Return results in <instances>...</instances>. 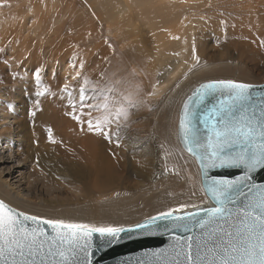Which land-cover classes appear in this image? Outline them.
Wrapping results in <instances>:
<instances>
[{
    "label": "rangeland",
    "instance_id": "rangeland-1",
    "mask_svg": "<svg viewBox=\"0 0 264 264\" xmlns=\"http://www.w3.org/2000/svg\"><path fill=\"white\" fill-rule=\"evenodd\" d=\"M72 2L75 19L88 21V27L94 22L88 28V48L80 56L72 52L53 68L33 67L28 60L38 54L23 56L19 61L26 63L18 64L15 55L23 48H12L15 43L9 35L16 23L8 21L16 8L6 12L8 20L0 19V92L8 96H0V111L6 117L0 120V178L20 192L23 200L14 202L3 187L0 199L35 216L122 226L155 215L159 210L150 208L151 201L162 192L172 201L194 198L197 192L202 199L200 184L193 192L185 188L191 176L183 170L191 167L187 160L180 162L184 167L171 162L157 171L146 153L155 150L162 156L169 150L168 142L180 149L178 108L191 87L213 79L264 82V0H171L174 9L169 22L159 12L161 0H149L130 7L135 19L130 28L138 29L136 35L131 29L129 35L112 29L110 22L93 17L99 0ZM147 22L167 44L179 47L163 54L157 63L164 68L167 61L179 60L170 86L159 95L152 91L153 82L162 76L160 70L158 74L153 71L155 63H150L154 39ZM132 47L139 50L138 58L132 56ZM206 68L213 69L210 75L193 83L197 72ZM37 70L40 76L34 77ZM86 80L91 83L85 85ZM120 108L127 109V116L118 121V143L116 136L108 139L102 132L89 130L87 121L95 125L113 113L104 131L116 132L115 111ZM72 114L80 115L83 123L78 124ZM49 129L54 143L49 140ZM172 163L170 169L175 172L167 176L165 168ZM83 213H89L92 221L65 216Z\"/></svg>",
    "mask_w": 264,
    "mask_h": 264
},
{
    "label": "snow or ice",
    "instance_id": "snow-or-ice-1",
    "mask_svg": "<svg viewBox=\"0 0 264 264\" xmlns=\"http://www.w3.org/2000/svg\"><path fill=\"white\" fill-rule=\"evenodd\" d=\"M33 75L38 76L39 70ZM90 83L85 81V85ZM253 87L232 79L209 80L183 102L179 136L203 176L208 177L211 168L243 169L242 175L232 179L213 176L201 181L213 206L181 203L126 228L28 215L0 200V264H74L80 253L86 260L77 264H90L94 235L103 247L134 230L154 232L162 221L189 234H174L179 242L174 246L176 264H264V185L251 182V173L264 168V96H256ZM210 100L215 102L206 103ZM126 116V108L115 111L116 132L104 131L113 113L105 121L96 120L93 125L89 120L87 124L89 130L102 132L108 139L116 136L118 143V121ZM71 118L83 123L80 115ZM49 140L55 142L51 129ZM28 221L34 226H28ZM165 230L170 229L166 226Z\"/></svg>",
    "mask_w": 264,
    "mask_h": 264
},
{
    "label": "bare ground",
    "instance_id": "bare-ground-1",
    "mask_svg": "<svg viewBox=\"0 0 264 264\" xmlns=\"http://www.w3.org/2000/svg\"><path fill=\"white\" fill-rule=\"evenodd\" d=\"M68 1L69 0H0V19L5 17V20L6 19L8 20V17H9V20H8L9 22L11 21L12 23L14 22L16 23L15 24L16 27L13 28V34L11 33L9 37L11 36V39H12L11 43L12 44L15 43L12 46V48L14 47L16 48L17 45L21 46L20 48H23L19 51L17 55H15V58L18 61V64L20 63L24 65L26 63V62H23V60H21V62L19 61V59H22L23 56L29 57L28 55L36 56L38 54V56L35 59L28 60V62L30 61V64L33 67L41 66L42 70L46 67L47 69L48 67L53 68L57 66L58 64H63V61H65L69 57L67 55L71 54L72 52L75 53L74 54L75 56H80L82 53H84L87 50L88 48V28H91L94 22H92L88 27V21L87 23H85V21L82 22V21H79L78 19H75L73 10L70 11L71 9H73L72 5L74 4V2H72L71 0V3L67 4ZM148 1L149 0H99L97 4L98 10L94 12L95 15L93 17H96L97 20H101L103 22L106 21L108 24L110 22L112 29H116L117 31H122L123 33H126L127 35L130 34V29H131V32L134 31L136 35L138 34V29L130 28V25H132L135 22V19L130 11V7L139 6L140 4H143L144 2H148ZM2 3H5V4H2ZM21 4H24V7L20 8ZM157 6H158V9H159V12L161 14L163 21L169 22L173 18L172 10L174 9V6L172 5L171 0H161V2H158ZM11 8H12V11L14 10L13 8H16V11L14 10L10 16L6 17L7 14L8 15L10 14V13L6 14V12L9 11ZM71 17H74L73 18L74 24L72 25V27L69 28L70 30L69 29L66 30L67 28L65 29V27L67 23L70 22ZM81 17L83 18V16ZM123 18H124V21H123ZM3 23L6 24L7 22L6 23L3 22ZM135 26H136V23H135ZM146 26L154 39L152 41L153 49H152V52L150 53L151 54L150 63L151 64L155 63L153 66L154 67L153 71L157 72L158 74L160 70L161 73L160 72L159 73H160V76H162L161 77L162 79L160 81H154L152 85L153 94L159 95V94H162L170 86L173 77H175V73H177L176 69L179 66V60L172 59L170 61H167V64L164 66V68L158 67L157 63L158 62L160 63V58L163 54L165 55L172 54L174 51L179 49V47H176L174 43L167 44L166 41L163 39L161 32L156 30L154 25L147 22ZM124 27L125 28L127 27V29L124 30ZM19 36H21V38L24 40V41L22 40V42H20L21 40H19L20 44H18L19 42L16 41ZM34 39H36L37 42ZM137 39H138V35H137ZM31 41H33L34 43H31ZM139 44L137 45L138 46L137 48H139L141 52L142 47ZM19 46H17V48H19ZM137 48L135 49L133 48V50H131L132 56L135 58H138L137 55H139L138 54L139 50H137ZM147 56L149 55L147 54ZM45 58L48 60V63L43 64L45 62L44 61ZM210 70H213V69L206 68L204 71L199 70L197 72L199 74H197V76H195V78L192 79V82L194 83V82L199 81L200 79L207 78L211 73ZM44 72L45 71H43V73ZM200 83L196 85H199ZM195 86L190 88L186 96L183 98L182 102H180V105L178 108V116H179V113H180V110L182 108L185 98ZM0 96L4 98H8V96H6V94L3 92H0ZM5 118L6 117L4 116V112L0 111V120L5 119ZM177 120H178V117H177ZM176 136H177L178 144L180 145L177 133H176ZM86 142L88 144V140ZM168 144L169 142L166 143L165 145H166V148H168L169 150L162 153V156H159L158 154H156L155 150L153 151L147 150V153L145 152L146 155H150L148 160L153 162L157 171L159 170L158 169L159 166L169 164L171 162L180 163L184 159L187 160V162L190 164L191 167L189 169L184 168L183 170H187V173L190 174L191 176L190 177L187 176L186 172L181 170L187 176L185 188H188L191 192H193L196 189H198L197 185L200 184V188L203 193V198L200 199L202 195L197 192L198 196L194 198H188V199L186 198L185 200L176 199L172 201L168 193L162 192L161 194H158L157 197L151 201L150 208L158 209L160 211V209L164 210L168 207H175L181 203H188L190 205H196V206L207 205L208 201L201 187L200 172H199V168H198L195 158L191 156L190 154L186 156L180 150L182 149L185 153H187L181 147V145H180V149L177 150V149H174L170 144L169 145ZM174 163L169 165L168 171L166 172L167 176L170 173L175 172L170 169L172 168L171 166ZM180 164L181 166L184 167L183 163H180ZM0 187H3V189L5 190V195L9 196L10 199H12L14 202L23 200V198L19 194L20 192L13 190V188L11 189L10 186L8 185V182H5L1 178H0ZM65 216L74 218V219H77V218L85 219V220H88V222L92 221V218L90 217L89 213L65 214ZM121 217L122 216H119L117 218H111V219L115 220ZM127 217H134V214H132L131 216H127Z\"/></svg>",
    "mask_w": 264,
    "mask_h": 264
},
{
    "label": "water",
    "instance_id": "water-1",
    "mask_svg": "<svg viewBox=\"0 0 264 264\" xmlns=\"http://www.w3.org/2000/svg\"><path fill=\"white\" fill-rule=\"evenodd\" d=\"M239 82H242V81H239ZM201 83H204V82H201ZM244 83H248V82H244ZM248 84H251L254 86L252 91L256 96H264V82L260 84H253V83H248ZM199 85H196L190 91L187 97L191 95L192 92L197 87H199ZM187 97L185 98V100L187 99ZM214 102H215L214 100L206 101V103H214ZM178 121H179V116H178ZM177 134H178L180 145L185 150L181 142L180 136H179L178 123H177ZM196 163L198 165L199 172H200V182L202 180L211 178L213 176L226 177V178L232 179V178H235L243 174V169L233 168V167H223V168L208 169V177H204L200 170L199 163L197 161ZM251 178H252L251 182L253 184L264 185V168L257 169L254 172H252ZM201 187H202V183H201ZM206 198L208 201L207 205H203V206L199 205L198 207L213 206V201H211L208 197ZM188 210L194 211L195 209H188ZM18 211H21V210H18ZM26 214L32 215L29 213H26ZM144 220L145 218L140 220L139 222L142 223L144 222ZM26 223L30 227L34 226L33 222L31 221H28ZM134 224H131V225H134ZM158 224H159V227L155 228L154 232L134 230L131 233L122 234V238L118 240L116 243L106 245L103 247L99 246L100 245L99 238L97 235H94L93 241H92V247L89 250L90 264H141L142 261L144 262V264H176L178 257L176 256V253L174 251V246H178L179 242L174 238V234L175 236H184V237H187V235L189 234L181 232L179 229H172L170 225H167V222L162 221V222H158ZM129 226L130 225H126L124 227L127 228ZM166 226L170 230L166 231L165 230ZM47 231L49 232V235L52 234V230L50 228H48ZM197 231H194L192 235H196ZM179 259L182 260L183 258L181 257ZM85 260H86V257L84 256V254L80 253L77 255L76 261H74V264H77V262H82Z\"/></svg>",
    "mask_w": 264,
    "mask_h": 264
}]
</instances>
